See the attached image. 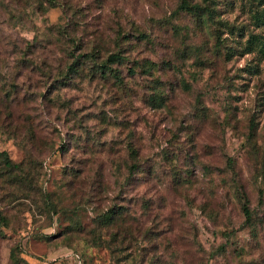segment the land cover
Returning a JSON list of instances; mask_svg holds the SVG:
<instances>
[{"label": "rangeland", "instance_id": "obj_1", "mask_svg": "<svg viewBox=\"0 0 264 264\" xmlns=\"http://www.w3.org/2000/svg\"><path fill=\"white\" fill-rule=\"evenodd\" d=\"M182 1L0 0V264H264V1Z\"/></svg>", "mask_w": 264, "mask_h": 264}, {"label": "trees", "instance_id": "obj_2", "mask_svg": "<svg viewBox=\"0 0 264 264\" xmlns=\"http://www.w3.org/2000/svg\"><path fill=\"white\" fill-rule=\"evenodd\" d=\"M260 2L264 0H259ZM181 7L189 12H192L194 15L197 16H203V15H210V11L208 9L201 7L200 5H192L189 0H183L181 3ZM264 11V9H263ZM258 19L261 18V16L258 14L256 15ZM255 35H252L250 38V44L253 43L252 39L254 38ZM255 39V38H254ZM260 51L264 52V42L262 43V46L260 47ZM110 61H119L122 60V57L117 55V54H112L109 58ZM0 155L3 157L4 163L7 167H12L15 165L9 158L8 154L6 152H0ZM245 214L247 216V219H251V212L250 209L247 207V204L245 205Z\"/></svg>", "mask_w": 264, "mask_h": 264}]
</instances>
